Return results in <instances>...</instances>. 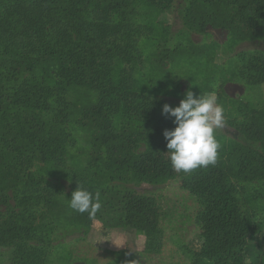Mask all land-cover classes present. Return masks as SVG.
<instances>
[{"label": "rangeland", "instance_id": "374dc122", "mask_svg": "<svg viewBox=\"0 0 264 264\" xmlns=\"http://www.w3.org/2000/svg\"><path fill=\"white\" fill-rule=\"evenodd\" d=\"M129 1L132 23L150 34L140 38L142 60L132 63L129 76L118 61L111 68L108 87L137 94L129 103L114 96L116 112L96 117L94 83L55 80V61L40 59L30 74L23 70L27 66L14 64L24 78L34 75L32 82L66 90L62 127L68 137L55 160H42L39 150L28 166L0 169V195L8 204L0 203V264L13 263L10 227L16 223L41 232L47 249L42 263L24 264H193L202 244L196 224L200 205L180 185L213 171L238 186L241 210L252 228L245 264H264V81L244 74L252 55L264 56V22L235 17L236 8L226 6L227 0ZM249 2L264 12V0H240ZM251 70L250 77L259 75L257 67ZM189 90L197 97L215 95L224 109L225 127L216 131L221 145L216 164L189 174L139 172L134 163L142 155L171 165L163 132L176 125L162 109L179 106ZM16 113L12 108L5 117ZM38 113L45 123L52 120V112ZM37 183L55 185L58 194L18 206L21 191L34 195ZM78 185L99 194L101 208L94 218L69 207ZM134 196L150 201L140 205V213L133 211L138 220L129 223L125 199Z\"/></svg>", "mask_w": 264, "mask_h": 264}, {"label": "trees", "instance_id": "16d2710c", "mask_svg": "<svg viewBox=\"0 0 264 264\" xmlns=\"http://www.w3.org/2000/svg\"><path fill=\"white\" fill-rule=\"evenodd\" d=\"M147 1L152 3L156 0ZM129 2L0 0V169L8 172L28 166L31 156L39 150L42 160H55L68 137L62 127L66 118V90L46 88L32 82L30 79H35L34 75L24 78L15 72L14 64L21 69L27 66L23 70L28 73L40 59L55 61L58 63V68L52 70L55 80H67L80 86L88 81L89 84L94 83L92 89H95L99 99L98 109L93 110L96 117H102L108 111H117L118 100L114 96L128 98L125 100L127 103L137 98V94L131 91L111 89L108 87L110 80H107L115 61L123 65L122 72L126 76L132 73V63L140 64L142 60L137 49L140 38L150 34L149 28L132 23L127 11ZM230 2L224 1L226 6L236 8L235 17L239 15L242 20L256 22L262 19L264 22V12L257 3ZM247 66L248 71L244 74L248 78L261 77L259 82L264 81V56L252 55ZM251 67H257L258 76H249ZM90 71L93 73L87 75ZM12 108L17 113L7 119V111ZM38 111L52 112L50 123H45ZM55 127L58 128L56 131ZM134 165L143 174H167L173 170L169 163H160L148 155H142L140 162ZM180 186L183 192L195 196L200 205L196 224L202 244L193 253V264H203L204 261L211 264H245L244 249L252 228L242 213L236 183L228 181L221 171H213L183 181ZM36 187L34 195L27 188L21 191L23 197L18 199V206L58 194L55 185L37 183ZM134 197L125 199L130 205L126 213L129 223L138 220L133 211L140 213V205L147 206L150 201L147 197ZM0 203L8 205L4 194L0 195ZM147 218L150 222L149 216ZM10 228L13 230L12 264H24L25 260L31 259L41 262L42 255L47 253L42 233L17 223ZM30 240L35 243L31 244Z\"/></svg>", "mask_w": 264, "mask_h": 264}, {"label": "clouds", "instance_id": "9594fccd", "mask_svg": "<svg viewBox=\"0 0 264 264\" xmlns=\"http://www.w3.org/2000/svg\"><path fill=\"white\" fill-rule=\"evenodd\" d=\"M162 114L174 118V130H165L166 155L172 169L189 174L198 168L215 165L221 145L216 131L225 127L224 109L215 95H199L189 90L179 106L165 104ZM69 207L79 214L87 213L94 218L101 208L99 194H93L78 185L68 200Z\"/></svg>", "mask_w": 264, "mask_h": 264}]
</instances>
